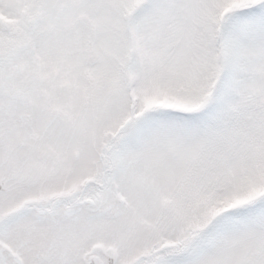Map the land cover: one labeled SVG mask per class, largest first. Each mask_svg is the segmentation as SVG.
Masks as SVG:
<instances>
[{
    "label": "snow or ice",
    "instance_id": "snow-or-ice-1",
    "mask_svg": "<svg viewBox=\"0 0 264 264\" xmlns=\"http://www.w3.org/2000/svg\"><path fill=\"white\" fill-rule=\"evenodd\" d=\"M0 264H264V0H0Z\"/></svg>",
    "mask_w": 264,
    "mask_h": 264
}]
</instances>
